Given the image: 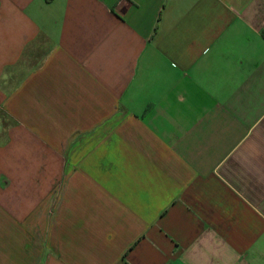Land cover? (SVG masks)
<instances>
[{
  "label": "crops",
  "instance_id": "crops-1",
  "mask_svg": "<svg viewBox=\"0 0 264 264\" xmlns=\"http://www.w3.org/2000/svg\"><path fill=\"white\" fill-rule=\"evenodd\" d=\"M0 264H264V0H0Z\"/></svg>",
  "mask_w": 264,
  "mask_h": 264
}]
</instances>
